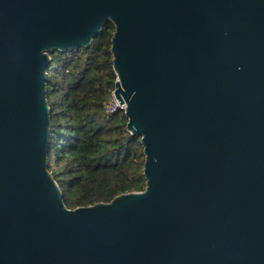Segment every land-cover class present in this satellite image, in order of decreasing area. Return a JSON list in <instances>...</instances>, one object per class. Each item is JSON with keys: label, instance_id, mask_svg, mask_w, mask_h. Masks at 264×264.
<instances>
[{"label": "water", "instance_id": "obj_1", "mask_svg": "<svg viewBox=\"0 0 264 264\" xmlns=\"http://www.w3.org/2000/svg\"><path fill=\"white\" fill-rule=\"evenodd\" d=\"M109 23L145 187L69 208L50 53ZM0 264H264V0H0Z\"/></svg>", "mask_w": 264, "mask_h": 264}, {"label": "trees", "instance_id": "obj_2", "mask_svg": "<svg viewBox=\"0 0 264 264\" xmlns=\"http://www.w3.org/2000/svg\"><path fill=\"white\" fill-rule=\"evenodd\" d=\"M113 29L107 24L88 47L50 53L48 170L69 208L107 203L145 187L140 137L127 130L123 109L107 108L116 82Z\"/></svg>", "mask_w": 264, "mask_h": 264}, {"label": "built area", "instance_id": "obj_3", "mask_svg": "<svg viewBox=\"0 0 264 264\" xmlns=\"http://www.w3.org/2000/svg\"><path fill=\"white\" fill-rule=\"evenodd\" d=\"M107 108H108L109 110H114V109H116V108H119V109H123V110H124V105H120V104L118 103V101L114 98L113 93H112V100H111V102L109 103V105L107 106Z\"/></svg>", "mask_w": 264, "mask_h": 264}]
</instances>
